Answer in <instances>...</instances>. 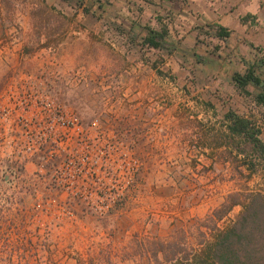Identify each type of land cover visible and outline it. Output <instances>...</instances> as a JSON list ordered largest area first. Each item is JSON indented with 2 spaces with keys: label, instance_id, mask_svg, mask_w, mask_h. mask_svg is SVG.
Returning <instances> with one entry per match:
<instances>
[{
  "label": "rangeland",
  "instance_id": "1",
  "mask_svg": "<svg viewBox=\"0 0 264 264\" xmlns=\"http://www.w3.org/2000/svg\"><path fill=\"white\" fill-rule=\"evenodd\" d=\"M220 25L233 32L226 42L214 38ZM145 26L166 27L162 50L141 46ZM258 59L264 0H0V264H163L196 248L227 195L264 194V160L249 173L214 139L223 143L220 123L233 110L264 141V106L223 89ZM40 93L78 117L87 144L72 135L64 151L22 158L15 123L36 108L19 103ZM67 153L86 154L91 185L112 181L121 200L98 213L64 176L55 185Z\"/></svg>",
  "mask_w": 264,
  "mask_h": 264
},
{
  "label": "trees",
  "instance_id": "2",
  "mask_svg": "<svg viewBox=\"0 0 264 264\" xmlns=\"http://www.w3.org/2000/svg\"><path fill=\"white\" fill-rule=\"evenodd\" d=\"M60 1L67 3L70 0ZM247 17L251 15H246ZM240 20L244 22L245 18ZM144 30L146 33L141 46L155 50H162L166 46V27L161 26L159 30H155L145 26ZM232 33V30L217 26L214 38L226 42ZM261 66H264V62L258 59L243 74L234 73L231 76L235 90L241 96L250 98L256 107L264 106V76L261 75ZM250 86L258 90L255 95L248 91ZM220 126L223 133H220L219 138L223 139V143L217 137L214 138L216 144L228 148L235 158L240 156L249 173L256 172V166L264 160V141L259 137L258 126L249 117L239 115L233 110L225 113ZM234 206L242 207L238 217L225 228L217 227L216 222L226 217ZM205 220L213 226L199 228L201 240L196 248L191 247L181 256L167 258L163 264H264L262 192L247 190L244 193H231Z\"/></svg>",
  "mask_w": 264,
  "mask_h": 264
},
{
  "label": "built area",
  "instance_id": "3",
  "mask_svg": "<svg viewBox=\"0 0 264 264\" xmlns=\"http://www.w3.org/2000/svg\"><path fill=\"white\" fill-rule=\"evenodd\" d=\"M21 102L19 106L27 110L32 107L36 108V115H33L31 119L21 116L15 123V126L22 127L24 132V145L19 146V149L24 148L27 154V156L22 157L24 160L33 159L45 149H50L49 152L52 149L56 151L63 150V144L70 142L72 135L78 143L87 144L88 138L83 135L78 117L73 113L65 112L59 104L51 100L45 93H40L31 99L30 95L26 94L22 97ZM5 110L0 108V120H3L6 116L7 111ZM89 143L92 144V141H89ZM88 160L89 157L86 154L67 153L60 166L54 171V184L59 185V177L64 176V179L61 180L63 187L66 186L71 191L75 188L76 192L74 191L73 195L79 198L86 207L94 211L98 210V213L105 212L121 200L116 194V183L111 185V181L102 188L92 186L91 183H94L96 179L93 176H96V173L90 167ZM128 160L127 164L130 165V168L126 172L131 175L134 174L136 166L135 161L131 160V156ZM126 172H123V174H126ZM78 181L82 185L78 186L76 184ZM75 184L76 186H74ZM128 185L129 182H126L124 188H127Z\"/></svg>",
  "mask_w": 264,
  "mask_h": 264
},
{
  "label": "crops",
  "instance_id": "4",
  "mask_svg": "<svg viewBox=\"0 0 264 264\" xmlns=\"http://www.w3.org/2000/svg\"><path fill=\"white\" fill-rule=\"evenodd\" d=\"M217 23L221 24L220 21H217ZM220 26H223V27H224V25H220ZM225 28H226V27H225ZM223 89H224L226 92H228V93H230L231 91H236L235 88H234V86H233V84H232L231 79H228V80H225V81H224ZM222 120H223V119H222Z\"/></svg>",
  "mask_w": 264,
  "mask_h": 264
}]
</instances>
